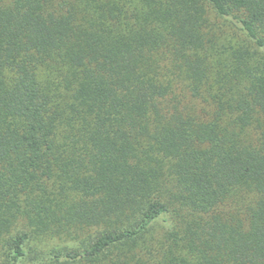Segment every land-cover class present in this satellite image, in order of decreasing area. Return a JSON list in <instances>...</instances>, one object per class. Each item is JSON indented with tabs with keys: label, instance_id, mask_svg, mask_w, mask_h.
<instances>
[{
	"label": "trees",
	"instance_id": "1",
	"mask_svg": "<svg viewBox=\"0 0 264 264\" xmlns=\"http://www.w3.org/2000/svg\"><path fill=\"white\" fill-rule=\"evenodd\" d=\"M44 238L264 264V0H0V264Z\"/></svg>",
	"mask_w": 264,
	"mask_h": 264
},
{
	"label": "rangeland",
	"instance_id": "2",
	"mask_svg": "<svg viewBox=\"0 0 264 264\" xmlns=\"http://www.w3.org/2000/svg\"><path fill=\"white\" fill-rule=\"evenodd\" d=\"M7 0H4V3H6ZM225 36H229V34L226 32ZM222 38H224L222 34ZM75 242L66 240V239H40V240H34L31 242V248L34 254L30 255L28 259H26L23 264H48L45 263L44 260H46L48 255L52 252L53 249H59V248H68L75 246ZM1 256V254H0ZM1 259V258H0ZM40 260H43L40 262Z\"/></svg>",
	"mask_w": 264,
	"mask_h": 264
}]
</instances>
